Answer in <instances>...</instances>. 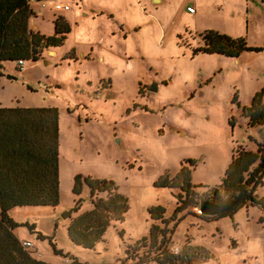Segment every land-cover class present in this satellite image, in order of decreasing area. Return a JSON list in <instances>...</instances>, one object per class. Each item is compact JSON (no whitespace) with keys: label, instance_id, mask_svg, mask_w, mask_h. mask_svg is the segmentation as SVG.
<instances>
[{"label":"rangeland","instance_id":"obj_1","mask_svg":"<svg viewBox=\"0 0 264 264\" xmlns=\"http://www.w3.org/2000/svg\"><path fill=\"white\" fill-rule=\"evenodd\" d=\"M188 5L195 15L181 13ZM32 7L33 32L53 35L57 18L70 31L54 54L25 62L22 71L7 64L0 77V108L58 112L60 205L12 211L14 234L33 244L31 255L48 264H131L126 247L148 236L147 210L159 205L166 224H155L171 251L189 242L210 253L202 264H264L262 209L204 221L196 207L174 221L177 191L154 187L165 172L189 167L186 160L194 162L193 185H218L233 148L254 151L262 140V128L239 112L264 90V0H40ZM211 30L259 51L236 59L194 54ZM71 49L76 60H62ZM76 175L111 179L128 206L94 250L72 244L69 220L60 218L83 199L72 194ZM79 208L71 217L87 205Z\"/></svg>","mask_w":264,"mask_h":264},{"label":"trees","instance_id":"obj_2","mask_svg":"<svg viewBox=\"0 0 264 264\" xmlns=\"http://www.w3.org/2000/svg\"><path fill=\"white\" fill-rule=\"evenodd\" d=\"M30 1L0 0V77L5 75L6 63L37 62L46 52L61 48L70 31L62 18L54 20L53 35L31 31L28 27L33 15ZM200 37L203 45L196 48L194 54L236 59L243 52L259 51L247 47L243 38L232 39L213 30ZM75 53L71 49L62 60L75 61ZM263 95L262 89L254 95L249 106L242 107L239 112V117L246 119L248 126L262 128L259 130L262 140L257 142L254 151L241 145L233 148L231 160L218 185H193L189 169L194 166L192 160L184 161L189 167H181L172 176L165 172L154 183L156 188L177 191L173 193L176 199L174 221L179 220L178 214L198 207L202 201L224 205L244 190L243 201L231 211L215 217H200L204 221L232 219L247 204L264 211V197L255 195L256 189L264 183ZM228 124L233 127V116ZM58 138L55 108H0V264H48L21 246L14 234L17 224L12 211L25 207L54 208L59 204ZM84 187L89 192L91 209L69 219L67 235L75 246L94 250L97 244L104 242V235L113 223L124 221L128 206L111 179L76 175L72 194L80 196ZM198 189L202 190L198 192ZM81 202L80 199L75 205L81 206ZM79 210L77 207L75 213ZM147 212L152 221L148 236L126 247L131 264H202L211 258L206 249L189 242L178 252L171 251L166 230L155 224H166L165 208L152 206Z\"/></svg>","mask_w":264,"mask_h":264},{"label":"water","instance_id":"obj_3","mask_svg":"<svg viewBox=\"0 0 264 264\" xmlns=\"http://www.w3.org/2000/svg\"><path fill=\"white\" fill-rule=\"evenodd\" d=\"M37 1H40V0H37ZM155 1H158V0H155ZM156 88H157V85H150L149 91H155ZM244 196H245V190L240 192L233 201L227 204L217 205V204H213L207 201H202L200 202L198 208L203 216L215 217V216L227 213L231 211L233 208H235L236 206H238L243 201ZM77 207L79 206L74 205L73 207H70L64 210L62 214L60 215V218L62 220H69L71 218V215L77 211Z\"/></svg>","mask_w":264,"mask_h":264},{"label":"crops","instance_id":"obj_4","mask_svg":"<svg viewBox=\"0 0 264 264\" xmlns=\"http://www.w3.org/2000/svg\"><path fill=\"white\" fill-rule=\"evenodd\" d=\"M159 2H161L162 0H158ZM37 3L38 1L37 0H34V2H32V0L30 1V8H31V10L33 11V9H34V7H32V5L34 4V3ZM188 6H190V7H192L191 5H188ZM194 13L193 14H191V13H188L187 11H186V7H185V10H182L183 12H181V13H185V14H189V16H191V15H195L196 13H197V11H196V8H194ZM39 12H40V10H39ZM28 27H29V29L32 31L33 29H31V27H30V20H29V24H28ZM40 32V31H39ZM51 34H52V32H51ZM50 33L48 34L49 36L51 35ZM55 51V50H54ZM52 52L53 54L55 53V52ZM7 64H10V63H6L5 64V67L7 66ZM246 149V148H245ZM73 181V180H72ZM263 181H264V178H263ZM264 185V184H263ZM258 189H259V187L256 189V191H255V195H257L258 197H264V196H259L257 193H258ZM75 196V195H74ZM83 197V201L81 202V205H83L84 203L87 205V208H85V210H82L80 213H78L77 215H79V214H81V213H83V212H85V211H89L90 209H91V205H90V196H89V192H88V189L86 188V187H84L83 188V190H82V193H81V195L80 196H76V197ZM59 205H60V202H59ZM58 205V206H59ZM75 205V201H72L67 207L68 208H70V207H72V206H74ZM66 207V206H65ZM65 207H63L62 209H64ZM67 208V209H68ZM250 208H254L253 206H250V205H245V206H243L241 209H246V210H248V209H250ZM257 209V208H256ZM264 212V211H263ZM261 214H263L264 215V213H261ZM76 215V216H77ZM12 216H13V214H12ZM75 217V216H74ZM68 225V224H67ZM22 241H28V240H22ZM40 258H42V257H40ZM36 259H39V258H36Z\"/></svg>","mask_w":264,"mask_h":264},{"label":"built area","instance_id":"obj_5","mask_svg":"<svg viewBox=\"0 0 264 264\" xmlns=\"http://www.w3.org/2000/svg\"><path fill=\"white\" fill-rule=\"evenodd\" d=\"M186 11L188 12V13H191V14H193L194 13V7H190V6H188V7H186ZM24 61H21V60H19V61H17L16 62V69L18 70V71H22V68H23V66H24ZM196 210V212H197V214L200 216V215H202L201 214V212H200V210H199V208H196L195 209ZM21 242V246L24 248V249H29V248H31L32 246H33V244L31 243V242H29V241H20Z\"/></svg>","mask_w":264,"mask_h":264}]
</instances>
